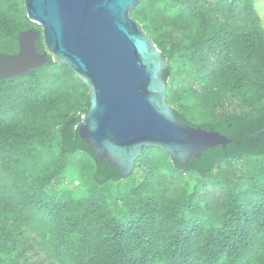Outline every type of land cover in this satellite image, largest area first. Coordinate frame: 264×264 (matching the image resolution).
Listing matches in <instances>:
<instances>
[{
	"label": "trees",
	"instance_id": "trees-1",
	"mask_svg": "<svg viewBox=\"0 0 264 264\" xmlns=\"http://www.w3.org/2000/svg\"><path fill=\"white\" fill-rule=\"evenodd\" d=\"M130 15L200 83L167 91L176 117L231 142L184 169L145 148L122 180L80 137L89 89L69 66L50 61L0 80V264H264V166L246 171L251 191L223 215L198 188L180 197L173 188L184 172L209 182L226 163L264 159V28L254 0H143ZM35 28L23 0H0V53L17 54L19 34ZM173 74L168 65L167 85ZM231 94L248 110L217 118ZM79 162L87 169L77 179Z\"/></svg>",
	"mask_w": 264,
	"mask_h": 264
},
{
	"label": "water",
	"instance_id": "water-1",
	"mask_svg": "<svg viewBox=\"0 0 264 264\" xmlns=\"http://www.w3.org/2000/svg\"><path fill=\"white\" fill-rule=\"evenodd\" d=\"M143 0H24L29 21L42 28L18 36L17 54L0 53V80L29 74L49 59L69 66L89 89L90 108L79 134L97 159L129 177L145 148L165 151L182 169L191 158L231 141L180 121L167 103L168 61L134 20Z\"/></svg>",
	"mask_w": 264,
	"mask_h": 264
},
{
	"label": "rangeland",
	"instance_id": "rangeland-1",
	"mask_svg": "<svg viewBox=\"0 0 264 264\" xmlns=\"http://www.w3.org/2000/svg\"><path fill=\"white\" fill-rule=\"evenodd\" d=\"M254 5L260 19L262 20V26L264 28V0H254ZM31 30H36L39 32V38L36 42L38 52L39 53L45 52L42 28L40 27L39 29L35 28ZM162 38L164 41H166V37L164 35L162 36ZM39 44H40V48H38ZM50 61L56 64L53 59H49V62ZM168 65L173 67L174 78L172 77L171 81L168 83L167 91L177 90L182 86L183 87L197 86V88H200V83H197V79L193 83L191 82V79L189 78L188 75L189 71L183 67L184 66L183 62H181V60H179L177 57L173 59H168ZM184 104L185 103L182 101L178 105H176V108L180 109V107ZM240 110L246 111L248 109L242 107L238 99L233 94H231L228 95L226 102L216 110V116L217 118H220L225 114L232 113L235 111L237 112ZM197 118L199 121L201 120L199 117ZM199 121L198 123H200ZM78 156H82L85 158L84 154H78ZM169 161L172 162L170 157H169ZM260 164L264 166V159L258 160L250 157H245L240 161L226 163L215 170L214 175L212 179L209 180V182L202 181L195 174L184 172L183 178L179 179V181L177 180L173 188L177 190V194H178L177 197L183 195H191L193 191H195V189L198 188L199 196H201V199L204 200V202H206L211 208L210 213L215 215H223L227 209V203H231L232 205L235 203V199H233L234 197L238 195H245L251 191L253 184L246 171L248 169H252L255 166H259ZM85 165L88 164L86 163ZM86 169L87 167L83 166L81 162L76 164L77 179L80 178V174H82V172L85 171ZM142 177H143V172L141 169H139L136 179L139 182H141ZM71 185L73 190L76 193L79 192L81 194L79 196L82 197L83 193H85L86 186H84L80 181L77 180L73 181ZM63 186H61L60 190H62ZM118 188L119 186L117 185H113L111 187L110 191L113 197L116 196Z\"/></svg>",
	"mask_w": 264,
	"mask_h": 264
}]
</instances>
